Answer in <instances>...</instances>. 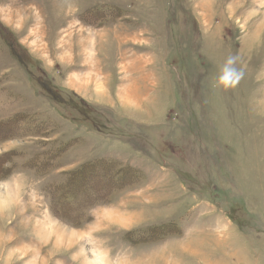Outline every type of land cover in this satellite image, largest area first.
<instances>
[{"label": "rangeland", "instance_id": "1", "mask_svg": "<svg viewBox=\"0 0 264 264\" xmlns=\"http://www.w3.org/2000/svg\"><path fill=\"white\" fill-rule=\"evenodd\" d=\"M0 264H264V0H0Z\"/></svg>", "mask_w": 264, "mask_h": 264}, {"label": "clouds", "instance_id": "2", "mask_svg": "<svg viewBox=\"0 0 264 264\" xmlns=\"http://www.w3.org/2000/svg\"><path fill=\"white\" fill-rule=\"evenodd\" d=\"M241 73L235 67V58L229 57L223 66L217 78V85L225 90L234 87L239 80Z\"/></svg>", "mask_w": 264, "mask_h": 264}, {"label": "trees", "instance_id": "3", "mask_svg": "<svg viewBox=\"0 0 264 264\" xmlns=\"http://www.w3.org/2000/svg\"><path fill=\"white\" fill-rule=\"evenodd\" d=\"M92 167H93V168H92ZM94 168H95V167H94V163H93V164H90V165H89V168H88V169H89L90 171H92Z\"/></svg>", "mask_w": 264, "mask_h": 264}]
</instances>
